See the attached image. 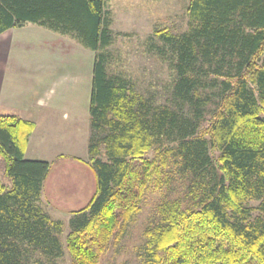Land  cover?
I'll use <instances>...</instances> for the list:
<instances>
[{"label": "trees", "instance_id": "16d2710c", "mask_svg": "<svg viewBox=\"0 0 264 264\" xmlns=\"http://www.w3.org/2000/svg\"><path fill=\"white\" fill-rule=\"evenodd\" d=\"M185 11L184 31L153 33L154 53L173 73L159 103L108 72L105 0H0V34L31 23L94 53L85 164L95 190L69 220L71 264H99L148 187L175 175L186 204L158 205L142 264H264V0H188ZM34 128L0 116V264L63 255L62 223L40 205L50 163L24 158Z\"/></svg>", "mask_w": 264, "mask_h": 264}, {"label": "rangeland", "instance_id": "374dc122", "mask_svg": "<svg viewBox=\"0 0 264 264\" xmlns=\"http://www.w3.org/2000/svg\"><path fill=\"white\" fill-rule=\"evenodd\" d=\"M187 2L188 0H105V10L108 11L109 28L113 37L111 45L107 48L110 60L108 72L121 74L131 80L136 92L144 98L152 97L156 102H162L173 73L154 53L153 44L160 43L153 33L160 29L172 33L184 31L187 28L185 11ZM56 34L58 44L62 45L60 48L58 44L45 46L39 42L41 39L33 42L32 37L25 39L22 37L27 44L23 42L22 45L12 47L10 44L12 39L4 38L0 41V55L8 58L18 54L21 59L27 60L28 57L42 55L48 51L51 54L60 53L64 57L66 55L71 60L65 66L58 61L57 66L60 65L61 69L62 67L70 69L72 82L69 83V92L72 97V109L60 108L55 111L39 112L35 120L38 126L36 135L43 141L38 143L32 141L25 157L52 160L47 174L48 183L41 194L40 205L51 219L62 223L59 239L63 247V255L55 261V264H71L65 248V237L70 230L69 220L73 212L86 205L95 190L94 176L86 165L89 162V121L86 138L85 120L79 114L81 111L79 109L85 104L83 95L85 88L89 97L94 53L82 47L72 37ZM12 36L9 35L7 38ZM58 58L62 57L58 56ZM1 72L0 69V74ZM33 88L32 84L24 90V93L33 95L36 93L35 90H31ZM57 90V99L67 98V93L65 97L63 90L68 91V86ZM86 102L88 103L87 97ZM74 106H77L78 110L73 109ZM46 112L49 117L40 116ZM1 115L23 118L18 109L0 103ZM154 156L153 151L146 154L149 159ZM1 165L0 160V179L6 182ZM185 194L186 182L179 179L178 175L174 176V180L167 187L157 190L149 186L143 196L140 212L132 218L124 236L113 244L99 264H142V249L145 242L143 232L158 222V205L175 199H180L185 205ZM44 263L47 264L45 261Z\"/></svg>", "mask_w": 264, "mask_h": 264}, {"label": "crops", "instance_id": "0c3cea01", "mask_svg": "<svg viewBox=\"0 0 264 264\" xmlns=\"http://www.w3.org/2000/svg\"><path fill=\"white\" fill-rule=\"evenodd\" d=\"M9 35L13 36L7 38ZM56 36L57 34L55 32L49 31L48 29H45L35 24L27 23L21 28L8 29L5 32L1 33L0 41L4 38H6V40L12 39V42L10 44L12 45V47H14L22 45V43L25 42L23 38L25 39L26 37H32L33 42H37L38 39H41V41L39 42H42V44L45 46H49L58 44ZM24 44L26 45L27 43L25 42ZM58 46L60 48L62 45L58 44ZM58 56L62 58L59 59ZM21 58L22 57L18 56V54L10 56L8 58L4 57L3 55H0V69L2 71L0 74V103L2 105H8L12 108L18 109L20 115L26 119H23L21 117L19 118L33 122L35 125L33 132L28 138L27 146L24 153L25 158L27 152L30 149L32 141L35 143L43 141L40 136L38 137L36 135L38 126L35 120H37L39 112L55 111L56 109L60 108L64 110L72 109V97L71 92H69L71 84L70 81L72 82V79L70 78V69L67 70L66 67H62L61 69L60 65L57 66L58 61L60 63H63L64 66L65 64L67 65L68 63H70L71 60L70 58H67L66 55L64 57L60 53L55 54V52H52L51 54L47 51V53L42 55L37 54L33 57H28L27 60ZM32 84L34 85V88L31 90H35L36 93H34L33 95L28 93L26 95L24 93V90L26 88H29ZM66 86H68V91L63 90V95L67 93V98L57 99V89L61 90L63 88H66ZM83 95L85 104L83 108L79 109L81 110L79 111V114L84 117V131L87 138L86 129L89 121V114L86 97L88 98V102L89 97L87 95L86 88L84 90ZM23 99H25L26 101L24 102ZM75 99L76 97H74L73 100ZM74 107L75 108L73 109L78 110L77 106ZM47 112L44 114H40V116H45L46 118L49 117V114ZM27 160L41 159L29 158ZM42 160L48 163L52 161L50 159ZM47 177L48 175L46 176L43 182L42 192L46 184L48 183Z\"/></svg>", "mask_w": 264, "mask_h": 264}]
</instances>
